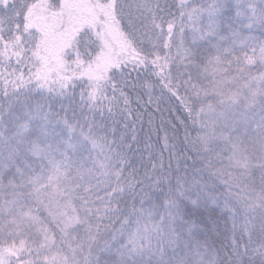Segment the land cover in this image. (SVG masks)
Instances as JSON below:
<instances>
[{
	"label": "snow or ice",
	"instance_id": "6c2138e0",
	"mask_svg": "<svg viewBox=\"0 0 264 264\" xmlns=\"http://www.w3.org/2000/svg\"><path fill=\"white\" fill-rule=\"evenodd\" d=\"M256 27L264 0H0V264H264ZM137 84L182 110L174 162L116 139Z\"/></svg>",
	"mask_w": 264,
	"mask_h": 264
},
{
	"label": "trees",
	"instance_id": "16d2710c",
	"mask_svg": "<svg viewBox=\"0 0 264 264\" xmlns=\"http://www.w3.org/2000/svg\"><path fill=\"white\" fill-rule=\"evenodd\" d=\"M167 3L179 5L180 0H167ZM171 11L176 13L177 8L172 7ZM250 34L264 40V29L256 27ZM127 94L131 115L123 118L117 116L115 125L116 139L119 141L120 138H123L125 141L121 146L122 149L128 153L129 159L134 161L135 167L138 169L156 163L159 159L168 163L170 152L173 153L174 162V154L181 146L185 134L184 128L179 124V120L183 119V116L178 102L174 98H170L166 90L162 92L160 85H157L149 93L137 84V87L127 90ZM54 111H60L59 105ZM67 115L70 118L72 113L68 112ZM133 137L134 139H132ZM137 207L139 206L137 205ZM192 219L199 222L202 219H209V216L206 212L203 216L197 213ZM220 223L221 231L226 232L223 221L221 220ZM115 226L119 227V224ZM218 242L227 245L228 239L226 236H221Z\"/></svg>",
	"mask_w": 264,
	"mask_h": 264
},
{
	"label": "rangeland",
	"instance_id": "374dc122",
	"mask_svg": "<svg viewBox=\"0 0 264 264\" xmlns=\"http://www.w3.org/2000/svg\"><path fill=\"white\" fill-rule=\"evenodd\" d=\"M253 36L256 37L258 41H264V40H262L261 38H258V37L255 36V35H253Z\"/></svg>",
	"mask_w": 264,
	"mask_h": 264
}]
</instances>
